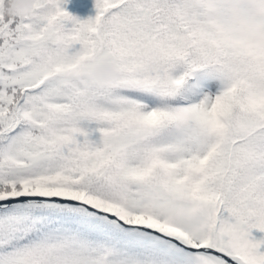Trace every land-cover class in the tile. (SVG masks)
Wrapping results in <instances>:
<instances>
[{
    "label": "snow or ice",
    "instance_id": "obj_1",
    "mask_svg": "<svg viewBox=\"0 0 264 264\" xmlns=\"http://www.w3.org/2000/svg\"><path fill=\"white\" fill-rule=\"evenodd\" d=\"M8 3L0 264H264V0Z\"/></svg>",
    "mask_w": 264,
    "mask_h": 264
},
{
    "label": "clouds",
    "instance_id": "obj_2",
    "mask_svg": "<svg viewBox=\"0 0 264 264\" xmlns=\"http://www.w3.org/2000/svg\"><path fill=\"white\" fill-rule=\"evenodd\" d=\"M33 8V0H9L6 11L9 15H23ZM115 75L114 68L109 63L98 64L92 68L90 76L93 80L107 83Z\"/></svg>",
    "mask_w": 264,
    "mask_h": 264
},
{
    "label": "rangeland",
    "instance_id": "obj_3",
    "mask_svg": "<svg viewBox=\"0 0 264 264\" xmlns=\"http://www.w3.org/2000/svg\"><path fill=\"white\" fill-rule=\"evenodd\" d=\"M92 1L95 2V0H92ZM85 5L86 4L83 2V0H76L75 4H74V2H72V4L70 5V9H69L70 11L69 12L72 13L73 15L77 14L80 19H87L90 16H94V14L91 13L90 11H87L88 13H85V11H84ZM72 7H73L72 11H74V12H71ZM95 14H96V10H95Z\"/></svg>",
    "mask_w": 264,
    "mask_h": 264
},
{
    "label": "trees",
    "instance_id": "obj_4",
    "mask_svg": "<svg viewBox=\"0 0 264 264\" xmlns=\"http://www.w3.org/2000/svg\"><path fill=\"white\" fill-rule=\"evenodd\" d=\"M75 1L76 0H69V3L66 5V10L67 11H70L69 10L70 9V5L72 4V2H74V4H75ZM83 2L86 4L85 8H84L85 13H88L87 11H90L91 13H93L95 15V2H93L92 0H83ZM72 9H73V7L71 8V12H74V11H72ZM254 235H256L257 238H259L260 236L264 235V233L254 232Z\"/></svg>",
    "mask_w": 264,
    "mask_h": 264
}]
</instances>
